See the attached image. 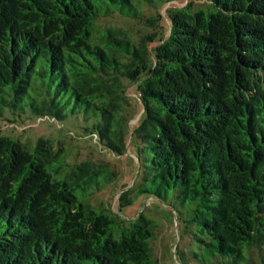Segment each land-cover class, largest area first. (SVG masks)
I'll list each match as a JSON object with an SVG mask.
<instances>
[{
  "label": "trees",
  "instance_id": "trees-1",
  "mask_svg": "<svg viewBox=\"0 0 264 264\" xmlns=\"http://www.w3.org/2000/svg\"><path fill=\"white\" fill-rule=\"evenodd\" d=\"M173 1L0 0V116L80 117L120 156L134 83L140 181L118 207L172 193L194 263L264 264V0ZM67 157L0 132V264H157L151 220L89 203L117 173Z\"/></svg>",
  "mask_w": 264,
  "mask_h": 264
},
{
  "label": "rangeland",
  "instance_id": "rangeland-1",
  "mask_svg": "<svg viewBox=\"0 0 264 264\" xmlns=\"http://www.w3.org/2000/svg\"><path fill=\"white\" fill-rule=\"evenodd\" d=\"M172 3L182 6L185 0ZM143 11L145 17H149L152 13L144 8ZM160 13L164 14V9L160 10ZM113 24L127 29L136 37L153 30L143 29L142 23L130 19L118 18ZM122 90L127 102L128 121L125 126V151L120 156L101 147L96 137L85 130V123L80 117L57 122L50 118L34 116L28 111L17 114L4 111L0 116V132L3 136L30 145H35L39 139L49 140L54 147H60L68 152L67 160L70 163L89 160L110 167L117 173L116 178L104 184L100 190H94L89 203L94 207L102 205L118 214L127 223L139 215L151 220L155 235L151 246L157 264H196L190 254L191 250H196V245L180 220L181 208L172 193L163 200L148 195H137L130 205L118 207L119 195L126 191L132 194L139 185L140 172L134 131L144 119L143 110L137 98L136 85L123 80ZM179 253H184L187 260L180 259ZM250 255L253 259L251 264H258L257 254L251 252Z\"/></svg>",
  "mask_w": 264,
  "mask_h": 264
}]
</instances>
